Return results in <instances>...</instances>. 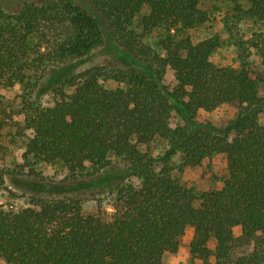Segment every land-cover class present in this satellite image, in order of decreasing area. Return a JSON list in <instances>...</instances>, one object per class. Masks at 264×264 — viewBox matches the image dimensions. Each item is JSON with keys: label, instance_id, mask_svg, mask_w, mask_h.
I'll use <instances>...</instances> for the list:
<instances>
[{"label": "trees", "instance_id": "trees-1", "mask_svg": "<svg viewBox=\"0 0 264 264\" xmlns=\"http://www.w3.org/2000/svg\"><path fill=\"white\" fill-rule=\"evenodd\" d=\"M9 1L0 2V105L6 88L22 86L23 157L65 177L9 173L26 184L28 205L0 204V261L165 264L192 229L200 264H264V74L244 46L238 67L217 65L221 39H192L210 19L201 0H16L15 10ZM229 1L258 24L251 43L264 64V0ZM96 53L104 62L84 66ZM223 104L237 106L226 129L197 120ZM158 139L166 147L154 156L146 148ZM178 153L180 171L223 154V186L183 183L171 165Z\"/></svg>", "mask_w": 264, "mask_h": 264}, {"label": "rangeland", "instance_id": "rangeland-1", "mask_svg": "<svg viewBox=\"0 0 264 264\" xmlns=\"http://www.w3.org/2000/svg\"><path fill=\"white\" fill-rule=\"evenodd\" d=\"M4 0H0L3 2ZM21 2L10 0L8 8L15 10ZM202 8L210 14V19L203 26L192 29L190 35L197 42L207 38H220V46L215 49L211 60L217 65L239 66V55L244 46L250 52L248 59L252 66L264 74V64L262 63L256 50L252 47L251 39L258 24L244 17H235L236 12L229 0H201ZM104 62V56L96 53L86 60L84 66L93 63ZM164 81L170 87L175 85L172 70L167 69ZM4 99L0 105V204L5 208L20 209L28 205V197L23 192V183L16 182L11 173L24 174L28 169L34 168L40 176L47 180L59 181L65 177V170L57 165L46 163H36L30 165L23 157L25 144L31 136V130L25 126L23 113V90L20 84H16L3 91ZM264 97V84L260 90ZM52 94L45 93L41 97L42 104H50ZM237 106L223 104L213 111L201 110L197 115V120L201 123L213 126L215 129H226L231 120L235 118ZM264 122V115L260 117ZM179 119L173 117L171 125L176 126ZM232 134L231 136H233ZM165 141L158 139L148 144L146 148L154 156L164 152ZM182 154L178 153L173 157L171 165L174 167L173 175L187 185H193L200 191L218 189L223 186L228 177L227 161L223 154L204 159L200 164L189 166L180 171L176 166L181 161ZM120 166V161H116ZM11 172V173H10ZM10 173V174H9ZM134 182L137 180L133 179ZM26 185V184H25ZM111 210V207H109ZM193 236V230L187 231L182 238L179 250L174 254H167L164 258L165 264H200L189 252V243ZM0 264H3L0 261Z\"/></svg>", "mask_w": 264, "mask_h": 264}]
</instances>
